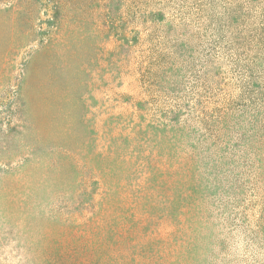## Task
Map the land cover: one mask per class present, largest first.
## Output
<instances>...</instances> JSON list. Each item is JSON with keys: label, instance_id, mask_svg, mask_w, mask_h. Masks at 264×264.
<instances>
[{"label": "rangeland", "instance_id": "1", "mask_svg": "<svg viewBox=\"0 0 264 264\" xmlns=\"http://www.w3.org/2000/svg\"><path fill=\"white\" fill-rule=\"evenodd\" d=\"M0 264H264V0H0Z\"/></svg>", "mask_w": 264, "mask_h": 264}, {"label": "bare ground", "instance_id": "2", "mask_svg": "<svg viewBox=\"0 0 264 264\" xmlns=\"http://www.w3.org/2000/svg\"><path fill=\"white\" fill-rule=\"evenodd\" d=\"M26 217H27V216H26ZM29 232H30V231H29ZM26 233H27V232H26ZM30 235H31V234H30ZM30 235H29V236H30ZM32 235H33V234H32ZM31 237H32V236H31ZM35 238H36V236H35ZM38 242H39V240H38ZM34 243H35V242H34ZM32 244H33V243H32Z\"/></svg>", "mask_w": 264, "mask_h": 264}]
</instances>
